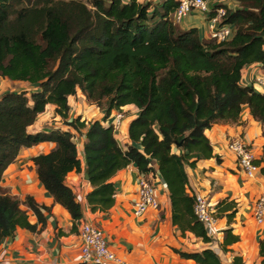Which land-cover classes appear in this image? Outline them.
Here are the masks:
<instances>
[{
  "label": "trees",
  "instance_id": "obj_1",
  "mask_svg": "<svg viewBox=\"0 0 264 264\" xmlns=\"http://www.w3.org/2000/svg\"><path fill=\"white\" fill-rule=\"evenodd\" d=\"M228 1L218 6L226 7L224 21L233 35L217 42L202 38L198 27L181 29L173 22L178 0H0V78L29 87L0 95V242L18 227L36 231L45 225L49 207L1 187L3 172L20 149L41 142L53 147L32 157L40 183L74 221H83L82 206L65 183L69 172L82 170L76 133L85 139L92 212L113 205L110 178L133 164L149 180H164L172 223L182 234L211 241L194 215L196 195L187 173L199 160H219L205 130L219 121L237 122L248 108L264 138V91L241 82L245 66L264 68V0ZM79 95L96 104L104 119L71 117L69 98ZM48 104L65 127L30 131ZM127 105L138 113L128 124L130 143L122 148L108 120L115 110L127 114ZM254 161L264 174V143ZM28 210L36 223L28 220ZM236 212L234 201L222 200L216 217L225 216L230 224ZM223 234L226 252L240 238L232 227ZM258 247L264 256V238ZM174 250L196 264H221L211 248ZM232 264L242 263L234 257Z\"/></svg>",
  "mask_w": 264,
  "mask_h": 264
},
{
  "label": "crops",
  "instance_id": "obj_2",
  "mask_svg": "<svg viewBox=\"0 0 264 264\" xmlns=\"http://www.w3.org/2000/svg\"><path fill=\"white\" fill-rule=\"evenodd\" d=\"M224 3L230 1L224 0ZM196 14L193 13L182 22L188 23L196 19ZM259 73V63L245 66L242 84H246V80H251ZM9 83L26 85L22 82L9 81ZM54 107L48 104L29 130L35 132L47 129L50 124L52 126L58 124L62 127L63 125L58 122L53 124L50 122L52 117H56ZM124 108L130 110L127 111V120H124L121 132L114 134L122 148L130 143L127 135L128 124L138 113L133 105ZM94 119L103 120V113L99 111ZM205 134L214 144V154L219 160L215 157L202 159L193 168H187L189 186L196 196L206 197L215 204L216 208L222 200L234 201L237 205V212L230 224L225 216H219L217 225L207 229L211 241L206 243L191 232L182 234L181 230L172 223L169 192L164 180L159 176L150 179L157 186L158 207L150 209L140 217L133 214L132 205L141 175L133 164L118 170L110 178L116 189L113 205L108 210L92 212L86 199L87 194L92 190V185L84 177L85 139L80 133L74 135L82 170L69 172L65 177V183L73 190L82 206L83 220H90L102 229L109 247L122 259L123 264H196L194 260L180 256L174 249L196 252L205 248L215 251L220 257L221 264H232L234 257H239L242 264H264V256L259 254L258 247L259 240L264 238V222L258 225L252 216L256 199L264 193V174L259 171L254 178H247L228 149L229 140L234 136L242 135L249 143L255 158H259L264 143L262 125L252 118L248 108H244L237 122L219 121L205 130ZM52 147L51 142H41L33 147L21 148L17 158L3 172L1 187L10 195L20 200L30 195L37 203L49 207L50 210L44 211L46 222L40 230V224L36 231L18 227L13 235L0 242V264L82 262L79 236L81 222L74 221L61 205L53 201L40 183L36 166L32 161V157L47 153ZM22 208L26 209L23 205ZM27 214L30 223L37 222L32 211L28 210ZM229 227L233 228L234 234L239 235L240 240L227 246L230 250L224 252L221 249L223 231Z\"/></svg>",
  "mask_w": 264,
  "mask_h": 264
},
{
  "label": "built area",
  "instance_id": "obj_3",
  "mask_svg": "<svg viewBox=\"0 0 264 264\" xmlns=\"http://www.w3.org/2000/svg\"><path fill=\"white\" fill-rule=\"evenodd\" d=\"M164 1V0H160ZM224 0H178L174 10L173 22L180 24L185 18L197 13L204 15V26L201 36L217 42H225L232 38L233 27L224 21L227 13L225 6H218ZM243 80V79H241ZM246 85H252L256 91H264V68L260 64V73L251 80H246ZM127 114L123 109L112 112L108 125L113 127L114 133H120L122 124ZM228 149L235 158L241 171L247 178H254L260 171L255 163V156L240 135L232 137L228 142ZM159 201L156 196L154 183L140 175L136 198L133 202V214L140 217L150 209L157 208ZM216 206L202 195L196 196L193 212L196 219L208 229L217 225ZM252 216L256 223L264 222V193L255 201ZM81 239V259L87 264H123L122 259L109 247L102 229L90 220H83L79 227Z\"/></svg>",
  "mask_w": 264,
  "mask_h": 264
},
{
  "label": "rangeland",
  "instance_id": "obj_4",
  "mask_svg": "<svg viewBox=\"0 0 264 264\" xmlns=\"http://www.w3.org/2000/svg\"><path fill=\"white\" fill-rule=\"evenodd\" d=\"M152 1H154V0H152ZM194 14H196V13H194ZM196 15H197L195 17L196 19H194V20H192V21H190L188 23L181 22L179 24V27L181 29H189L191 27H198V29L201 30L202 25H204V23H205L204 22L205 18H204V15H200V14H196ZM201 37L203 38V36H201ZM11 88L21 89V88H29V87L27 85H25V86L24 85H18V84L17 85H14L13 83H9V81H7L5 79L4 80H1L0 79V95L2 93H4L5 91H7L8 89L10 90ZM78 97H80V95ZM73 99H75V98L74 97H70L69 98V103L71 105L69 115L71 117L74 118L76 116H81L84 120H88V121H90V120H92V119H94V118L97 117V114L100 111V109H99V107L96 104H94V103H92V102H90V101H88L86 99L84 100L82 97L76 98L74 101H73ZM124 109H126V108H124ZM127 111L129 112L130 110H127ZM56 118L57 117H52V121H50V122L52 124L54 122H58L59 124H62V123H60L61 122V119H59V118L56 119ZM123 123H124V121H123ZM50 125H48V126H50ZM56 125L58 126V124H56ZM240 136H242V135H240ZM243 140H244V142L248 143L245 140V138H243ZM154 186L157 189V186L155 184H154ZM256 224H258V223H256ZM260 224H258V225H260Z\"/></svg>",
  "mask_w": 264,
  "mask_h": 264
},
{
  "label": "water",
  "instance_id": "obj_5",
  "mask_svg": "<svg viewBox=\"0 0 264 264\" xmlns=\"http://www.w3.org/2000/svg\"><path fill=\"white\" fill-rule=\"evenodd\" d=\"M84 177H85L86 180H89V176H88V173L86 171L84 173Z\"/></svg>",
  "mask_w": 264,
  "mask_h": 264
}]
</instances>
